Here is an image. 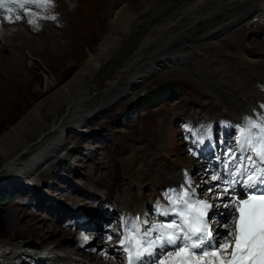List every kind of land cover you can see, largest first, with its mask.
Instances as JSON below:
<instances>
[{"label": "rangeland", "instance_id": "rangeland-1", "mask_svg": "<svg viewBox=\"0 0 264 264\" xmlns=\"http://www.w3.org/2000/svg\"><path fill=\"white\" fill-rule=\"evenodd\" d=\"M112 1L113 3H116L117 6L115 7V9L112 10L109 9L108 14H105L107 20L92 28L90 30L91 32L87 36L82 38L77 37L75 34L73 36H70L67 34L68 32H51V34L47 35L50 30L55 29L49 27L45 29V33L43 32L44 35L42 34L39 36L40 38H34V36H30L29 34L28 40L26 42L22 40V38H19L21 34L18 35V38H16V36L13 34L18 30V28L25 27L24 25H22L23 23L12 25L11 29L5 33V35L10 36V39L15 40V42H11L10 40L7 41L11 42L14 45L17 43L22 44L24 47V51H22V53L18 55L15 54L14 56L11 55V53H5L0 51V78H2L0 80V89L1 87L6 89L7 92L3 94L9 97L3 103L0 101V137H2V135L14 123H16V121L29 109V107H31L34 103H36L38 99L41 98V96H46L47 94H49V93H45L48 83H55L56 81H59L61 83L63 79L66 80L68 78L72 69L68 71L69 73L67 72L65 73L64 71H62L63 69L71 65H77V63L81 64L87 58L89 59L90 57L96 54L97 49L99 48L98 47L99 42L107 33L109 28V23L113 18L115 12H117L121 7H124L126 2L129 4L132 0H110V2ZM89 2L90 0L89 1L83 0L82 4L89 11L93 12L94 18L96 20L100 21L98 10L95 8V6L93 7L90 6ZM93 3L95 5V2ZM107 6L111 7V5L109 4ZM239 20H236L233 23L238 22ZM91 23H92V19L89 20L87 19L84 20L82 24L84 26H90ZM195 24H197V22ZM167 27L169 26L167 25ZM26 32L29 33L28 31ZM201 36L197 35L194 37L193 48H191L190 45V47L186 49H182V47H186V43L190 39L189 37L186 38V36H184L183 38L181 37L178 41H176V43L173 46H164L166 50H173L175 53L182 52V55L180 56L183 57V60H179V66H180L179 68L180 70H182L185 77L178 78L177 76L174 77L172 75H167V72L170 70L169 69L170 64H168L167 61L164 62L159 61L156 62L154 65H151L152 66L151 68L153 70L151 69L150 74H147L148 69H146L142 75L136 74L138 75L136 76L134 74L129 78V81L121 87L115 85L117 84V79L116 82H114L115 79L114 81L109 80L112 81L113 84L112 83L109 84V81H105L103 83L102 92L105 93L102 94H104V98H102L100 102L97 100L94 101L95 103L94 102L88 103L87 101L84 104L85 106L83 107L82 110L76 111L77 113L75 112L74 117L68 119V123L66 124V126L60 127L63 128L62 129L63 131L61 130L62 132L60 134H56L53 137L54 140L55 138H58L61 141V143L52 145L53 148L51 147V151H48L49 155L46 157V159H43L44 164H42L39 169L32 170L31 176H34L38 179H44L46 182L51 184V186H48L46 184L44 185V187L45 186L48 187L51 190V192L56 196L58 201H52L48 199L49 201L53 202V206H50L53 208H48L44 202L45 199L44 195H40L39 197H37L36 195L29 193L27 190L18 189L17 190L19 191L18 195L14 197L12 201L11 200L7 201L6 205L4 206L3 212H0V220H1L0 241H3L7 244L12 243L15 246H19L21 245L22 241H29V239L31 238L30 242L36 243L39 242L40 240L41 243L49 246V248L51 249H53L56 243H61L62 244L61 247H55L53 249L58 253L67 252L71 256L74 255L79 256V255L87 254V252H84L81 249H80L81 251L75 250L77 246L76 240L77 242H79V245L81 241L76 238L75 232L72 229L73 226L69 225L71 223L67 222L70 221L69 218L63 220L61 217H59V206H57L56 204L59 203L65 206H69L67 207V209L71 210L70 208L71 201L76 200L77 197L78 200L85 199L89 196H93L94 194L104 195L106 196V199H116V198L118 199L119 196L122 199L127 200L125 196V192L123 193L121 192V186H120L122 184V181L120 184V175L122 174L121 173L122 168L125 165L127 166L131 174L129 176V179H131V178H135L138 174H142L141 167L139 164H137L136 171L133 172V170L135 169L133 168L132 164H128L125 161H124L125 165L122 163V161L118 163L120 158L123 159L124 156L129 153V152H125L126 148L120 151V146H117L116 152H119L118 154H112L108 150L112 149L114 143H122V142L126 143L127 141H130L131 143H135L137 141H140L141 138L144 137L148 129L155 127L153 122L155 121L156 118L160 116L169 117L170 113L178 114L180 110V106L177 105V99H183L181 101V104H185L189 108L191 107L190 103L188 101H185V99L191 95V91L195 88L198 82H196V80L191 75V67H184L182 63H187L189 60L188 65H190V62L192 61L193 65L195 64L196 66L199 65L203 67L205 65L203 63L204 61L209 65V61L207 60L208 44L210 42H213L214 44L219 42V44L224 45L225 43V42H221L220 39L210 40V41H207L205 39L206 41L205 43L204 39L198 40L200 39ZM254 36L255 35L253 34L251 37ZM68 38H71L72 41L76 42V44L72 42L69 45L71 46V52L67 53L66 56L46 60L43 56L40 55V53L37 52V50L47 51L51 47L49 42L62 44L64 40ZM220 38L223 40L222 36H220ZM136 41L134 40L135 44L137 46L140 45ZM263 42L264 39L261 40L259 44H263ZM27 43L29 44V46H31L29 52H28L29 47ZM139 50L142 51L141 48L135 51L133 50L126 51V54L129 52L131 54V55L127 54L129 55L128 59H130L131 56H133L137 51L140 52ZM139 56L141 58V55ZM140 58L139 60H141ZM21 59H23L25 63V68L23 69L24 78L23 79L21 78L22 82L19 81V83L17 84L16 77L14 76V71L13 74H9L6 77L4 75V72L9 71L11 67L17 65ZM252 60H248V61H252ZM130 62L132 63L133 61ZM252 63H255V59ZM210 65H211V71L215 72L214 65H212L211 63ZM192 72L195 74H199V71H197L194 68H192ZM144 75L146 77H144ZM168 77H172V78L174 77L176 81H179L180 83L178 86L179 92L177 94L172 95L171 98H164L157 102V103L164 102V107L160 112L154 113L152 111V106L157 103L150 104L147 106L137 107L138 105L137 102L136 103L131 102L138 94L141 93V91H146V89L148 90L152 88L153 85H155L158 82L164 81L165 78ZM60 78L62 79L61 81L59 80ZM210 78L211 77L209 76L206 77L205 73H202V76H200L199 78V83H201L203 86H205V88L211 91L213 90L212 89L213 87L215 89L216 99L218 102L227 101V99L229 98L223 95L221 86L215 83V81ZM99 81L101 82L100 79ZM25 82H27V84H25ZM189 84H191V86L188 87L187 85ZM109 86H110L109 90L111 91V93L107 95L108 91L105 90L106 88L108 89ZM208 90L206 91L208 92ZM106 101H108V103ZM101 103L103 108L99 110L96 109V111L93 114L87 117V119L83 120L84 119L83 111L85 109L91 108V105L93 104H101ZM122 110L124 111L123 113H128L129 118L132 119L131 121H129V125H128V120L126 121L124 120L122 122L121 119H119L116 116V115H121L118 113H120V111ZM87 114H89V112H87L86 115ZM184 114L185 112L181 111L179 114L180 115L179 119H181V117ZM58 124L60 125V122H58L57 125ZM137 124H140L141 127H145L147 125L146 126L147 130L144 129L143 132H139ZM164 128L166 130V131L164 130V132L168 135V143L172 151L173 148L175 147L173 145V142L174 139L176 140L175 138L176 123L172 122L170 124L169 129L166 128V125L164 126ZM81 129L84 130V135L87 136L92 135V137L93 135H97L96 141L99 142L97 143L92 142L93 141L92 138L91 142L87 141L85 143V141L82 140V135H81L82 132L79 131ZM94 130L98 131L97 134L94 132ZM147 135L149 136L150 133L147 132ZM52 136L53 134H49L45 137L44 140H42L44 138L43 137L42 139L37 140L38 142L36 141L35 143H37V146L50 145L53 143L52 142L53 139H51ZM107 143L109 144L108 147H107ZM69 144L73 145V147H69ZM126 144L129 145V143ZM86 145H88L87 148H85ZM25 147H28V145ZM45 149L48 150V148ZM63 152H67L69 153V155L67 157L62 156ZM10 156L11 153L9 154L8 157H5L0 162V172L3 169H6L11 166V165L6 166V163L8 162ZM21 156H22V152L17 157H15V159H18ZM52 157H54L53 159L55 160L58 159L57 165H53V162H51L52 159L50 160V158ZM30 158L31 156L28 155L27 159L23 161L24 166H21L22 168L26 167L27 160H29L28 163H30ZM156 161L157 160L151 162L149 165V169L151 170L153 177H155L154 171L157 168L155 164ZM157 162L162 163L165 166H170V164L166 162H161V161H157ZM191 162L192 161L189 160L187 161V163L189 164H191ZM39 172H41V174H39ZM30 173L19 176L20 177L19 179H22L24 181L25 179H27V175ZM129 179L126 182H129ZM157 180L163 182L167 181L164 178L162 179L160 178ZM2 182L4 181H0V184ZM1 187L2 188H0V195L4 190L13 188V185L11 186L9 184L4 183ZM110 194H112V196H110ZM129 194H131L132 196V192H129ZM9 222H11V225L9 224ZM30 222H33L34 225L29 226L27 223ZM44 222L45 225L47 223H50L48 224L49 226L53 225L55 227L53 229L55 231L53 232V234H49L47 232L48 228L45 227V225H42V223ZM9 225L11 227H9ZM21 227L27 229L23 230L24 231L23 233L17 232L16 236L13 237L17 230L18 231L22 230ZM97 256H101V258L97 259L98 260L97 264H106L104 258H107V256L103 258L102 257L103 254L100 253H97ZM108 259H112V260L118 259L120 264H122L123 261L121 255L118 253L116 254L115 252L111 253L108 256Z\"/></svg>", "mask_w": 264, "mask_h": 264}, {"label": "bare ground", "instance_id": "bare-ground-1", "mask_svg": "<svg viewBox=\"0 0 264 264\" xmlns=\"http://www.w3.org/2000/svg\"><path fill=\"white\" fill-rule=\"evenodd\" d=\"M194 1L196 2V8L192 10ZM225 1L226 0H132L129 4L127 2L125 5L123 4L124 7H121L117 12H115L113 18L111 19L107 33L99 42V48L97 49L96 54L93 56L91 55L92 57L89 59L87 58L81 64L77 63V65H71L63 69L62 71L65 73H69L68 71L72 69L68 78L66 80L63 79V81H61L62 79L60 78L59 80L61 83L59 81H56L55 83H48L45 93L49 94L41 96V98L29 107V109L16 121V123H14L2 135V137H0V162L11 153L8 162L6 163V166H11L0 172V181H4L0 184V188H2L1 186L4 183L11 186L13 185L14 188H22L23 180L19 179V176L30 172L32 173V170L39 169L40 166L44 164L43 159H46L49 155L48 151H51L52 145L61 143L58 138H55L54 140V135L60 134L63 131V128L60 127L66 126L68 119L73 118L76 111L82 110L87 101L88 103L96 100L100 102L102 98H104V94L102 93L105 92H102V85L105 81H114L115 79L114 82H116L117 79V84L115 85L121 87L125 85L129 81V78L134 74L142 75L146 69H148L147 74H150L152 69L151 65H154L159 61H167V63L170 64V67L168 65L170 70L167 72V75H172L174 77L177 76L178 78L185 77L184 73L179 68V60H183V57L176 55L173 50H166L164 47L173 46L176 41L180 39V37H189L190 39L187 41L186 47L191 45V48H193L194 37L197 35L201 36L205 34V36H208L206 40L210 41L217 39L221 40V35L219 36V34H226L227 36L224 38V45L219 44V42L216 44L210 42L208 44L207 60L209 61V65L210 63L214 65L215 72L211 71V65L210 68L205 71L209 73V77H211L210 79L214 80L215 83L221 86L223 95L232 99L235 103H237L236 105L244 106L251 103L252 98H254L259 91L256 93H253V91L251 92L242 79L247 73L251 74L249 72L255 71V63H248L247 60L243 58L241 50L248 55L245 51L246 49H242L238 46L239 40L237 38L228 36L226 27L246 15H251L255 11L264 12V2L258 4L254 10L249 8V0H232L224 6ZM238 13H241L242 15L236 18V14ZM196 22L197 24H195ZM159 23L161 24L158 26ZM169 23L171 26L167 27L166 24ZM1 26L3 27V24H1ZM3 30L5 31L4 27ZM26 31L27 30L24 27H20L13 34L16 38H18V35L21 34L19 38H22V40L26 42L29 34L30 36H34V38H40L39 36L43 34V31L36 34L27 33ZM51 32H68L67 34L70 36L75 34L77 37L82 38L87 36L91 31L83 29L73 31L53 29L50 30L47 35L51 34ZM172 33H174V39L170 40ZM163 34L164 36H162ZM154 36L156 37V40L154 39ZM2 39L5 40V38ZM134 40H137L136 42L140 45L137 46ZM72 42L76 44V42L72 41L71 38L65 39L62 44L49 42L51 47L47 51L37 50V52L40 53V55L46 60L63 57L66 56L67 53L71 52V46L69 45ZM28 47L29 52L31 46L28 44ZM15 48L18 49V47ZM139 48L142 50L144 49L146 52H141L139 50L141 53L137 51L130 59H128L129 55L127 54H130V52L126 54V51H135ZM14 55L15 54H13V56ZM139 55H141V60L136 61V57ZM262 55L264 56V51L262 52ZM127 59L133 62L131 63L129 61L126 63L128 61ZM20 62L14 67H11L9 71L4 72L6 77L9 74H13L14 71L17 84L19 81L22 82L21 78H24L23 69L25 68V63L23 59H21ZM126 67L129 68L127 69ZM144 77L146 76L144 75ZM1 79L2 78H0V80ZM253 79L255 81L260 80L264 82V73L254 75ZM27 82H25V84H27ZM111 83L112 81H109V84ZM235 87H238V89L242 87V91H244L245 95L247 92L250 93L246 97L236 98L235 93L233 92V88ZM109 88L110 86L105 90L108 91L107 95L111 93ZM5 92H7V90L1 87L0 101L2 103L9 98L7 95L3 94ZM106 102L108 103V101ZM101 106L102 103L93 104L91 105V108L85 109L83 111V120L93 114L96 109L99 110L103 108V106ZM87 112H89V114L86 115ZM58 122H60V125H57ZM79 131L84 132L82 129ZM49 134H53L51 138L54 140H52L53 143L47 146H37V143L35 142L43 137L44 138L42 140H44ZM27 145L28 147H25ZM45 148H48V150ZM148 150L149 148H144L142 153H146ZM19 152H22V156L15 159V157L20 154ZM28 155L31 156L30 163L34 166L37 165L36 167L28 163L29 160L26 161L27 165L25 168L21 167L24 166L23 161L27 159ZM135 160H139V158H135ZM188 160L191 161L190 159H186L185 162ZM155 164L157 168L154 171V178H164L167 181L174 178V171L170 170V166H165L157 161ZM173 164L176 168H179L178 163ZM141 175L142 174H138V177ZM24 189L37 197L43 195L34 187ZM9 224L11 225V222H9ZM27 224L29 226L34 225L33 222ZM48 224L50 223H47L46 225L45 222L42 223V225H45V227L48 228L47 232L49 234H53V232H55L53 230L55 227L53 225L49 226ZM10 225L9 227H11ZM26 229L27 228H22V230H17L13 237L16 236L17 232L23 233V230ZM30 240L31 238L29 241ZM76 243L77 246L75 250L77 251L80 250L79 248H101L99 242L95 239L86 243L81 242V246L77 240ZM61 246V243H56L53 249ZM18 249H20V246L0 241V264H16L15 262H19L20 258L19 256H16ZM53 249H50L45 253L51 256V262L79 264L78 262L74 263L73 260H75V258H72L69 253H58ZM84 256L90 258L89 260L96 264L98 263L97 259L101 258V256H97V254L93 253H87ZM13 257L17 261L12 262L11 259ZM104 261L106 264H120L118 259L112 260L104 258ZM81 264H83V262H81Z\"/></svg>", "mask_w": 264, "mask_h": 264}, {"label": "snow or ice", "instance_id": "snow-or-ice-1", "mask_svg": "<svg viewBox=\"0 0 264 264\" xmlns=\"http://www.w3.org/2000/svg\"><path fill=\"white\" fill-rule=\"evenodd\" d=\"M26 3L35 0H0L4 19L11 22L20 9L23 17L35 15ZM225 126L236 132L227 140L223 131L214 139L211 125L184 126L190 155L211 150L214 162L199 180L185 172L178 187L162 192L167 203L157 202L150 214L122 219L113 251L125 254L126 264H264V111Z\"/></svg>", "mask_w": 264, "mask_h": 264}, {"label": "trees", "instance_id": "trees-1", "mask_svg": "<svg viewBox=\"0 0 264 264\" xmlns=\"http://www.w3.org/2000/svg\"><path fill=\"white\" fill-rule=\"evenodd\" d=\"M167 92H172V89H171V88L168 89ZM3 198H4V197H3ZM1 200H3V199H1ZM0 225H1V220H0ZM0 229H1V227H0Z\"/></svg>", "mask_w": 264, "mask_h": 264}]
</instances>
